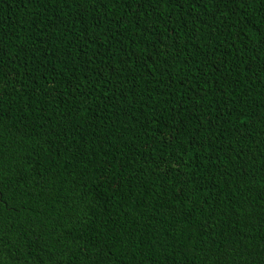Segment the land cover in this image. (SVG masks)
I'll return each mask as SVG.
<instances>
[{
	"label": "trees",
	"instance_id": "obj_1",
	"mask_svg": "<svg viewBox=\"0 0 264 264\" xmlns=\"http://www.w3.org/2000/svg\"><path fill=\"white\" fill-rule=\"evenodd\" d=\"M0 264H264V0H0Z\"/></svg>",
	"mask_w": 264,
	"mask_h": 264
}]
</instances>
